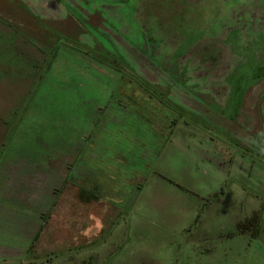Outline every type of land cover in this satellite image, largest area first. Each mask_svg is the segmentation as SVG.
Masks as SVG:
<instances>
[{
	"label": "rangeland",
	"instance_id": "rangeland-1",
	"mask_svg": "<svg viewBox=\"0 0 264 264\" xmlns=\"http://www.w3.org/2000/svg\"><path fill=\"white\" fill-rule=\"evenodd\" d=\"M64 1L67 18L49 19L0 0V69L20 76L1 84L15 98L38 81L0 112V264H264V0ZM124 64L188 110L173 133V110L122 81ZM139 121L146 143L129 135ZM100 133L125 151L101 184L117 207L70 190L69 161ZM91 216L102 232L76 234Z\"/></svg>",
	"mask_w": 264,
	"mask_h": 264
},
{
	"label": "crops",
	"instance_id": "crops-1",
	"mask_svg": "<svg viewBox=\"0 0 264 264\" xmlns=\"http://www.w3.org/2000/svg\"><path fill=\"white\" fill-rule=\"evenodd\" d=\"M24 1H25V3H27V5L36 14L46 16V17L49 16V19L50 18L57 19L59 17L60 18H63V17L67 18L69 13H71V7L67 3V1H64V0H24ZM3 26H5V25H3ZM6 30H8L7 27H6ZM10 31L13 32L14 30L13 29L8 30V33L10 35L13 34ZM4 39H7V36ZM4 39H0V40H4ZM4 51L5 50H1L2 53L0 52L1 53L0 58H3V56L5 55L3 53ZM0 63H2V61H0ZM33 66H34V64H33ZM11 68L12 69H9V67H8V68H6L7 70H1L0 69V77L5 74L7 79H9V77H11L10 79H12L11 81H8V86H10L9 82H11V86L15 85L14 82L16 83V80L18 78H20V76H18V74L15 73V72H17L15 67H11ZM35 72L36 71H34V75L30 74L28 77H25L24 80H26V82L22 88H21V81H20V84L18 82V84L16 85L15 98H14V96H12L14 94H11L7 90V88L3 85V83L1 84V81H0V85H1L0 86V112H11V110H13V108L17 107V105H19L20 103L21 104L24 103V100H26L32 93L35 92L33 87L35 86V84L38 83ZM163 90L165 91V89H163ZM168 94H171V93L168 92ZM137 101H139V100H137ZM130 102L133 104H137V102H134L132 100V98H131ZM114 104L116 105V103H114ZM116 108H118V107H116ZM116 108L114 107V110L122 112V109H116ZM119 108H121V107H119ZM149 126L150 125H147L145 122H142V121L132 122L131 124H129V127L130 128L135 127V128L133 130L130 129V132H132V133H130L129 135H131V134L135 135L133 133L134 130L142 131L141 135H136V136L137 137L139 136L140 137L139 139L142 138L143 140H145V143H146V141L148 139L151 140V138H154V134H155L150 130L151 126L150 127ZM0 127H1L0 131H1L2 136H3L2 140L0 141L2 143L6 137L7 128H6V126H3L2 123H1ZM118 127H120V126H117V128ZM137 131H135V132H137ZM104 135H106V134H101V137H99V138L96 137L92 140L91 147H92L93 143H95V145L93 148H90L89 150H87L85 152L84 160L80 163L79 166H76V165H77L78 159L80 157L76 156L73 159V161H71V160L69 161V165H70L69 170L70 171L68 172V176L73 175L72 177L77 180V182L72 183V187L70 190L71 191L75 190L77 192V196H76L77 198H75V199L79 204H81L82 202L86 203V204L90 205L89 208H92L94 206V204H92L94 202L99 203V204L103 203L104 205H110V206L117 207V205H120V203L122 201L120 199V201L115 202L116 205L110 203V200H112V199L104 193L103 187L101 185V184H104L103 180H108L111 183L118 181V177H117L116 172L114 170H112L111 168L116 167L119 170H121L124 167L122 165L121 161L125 160V157H124L125 151L124 150L122 151V149H119L117 147L116 143L113 145L114 142L107 143ZM107 135H109V134H107ZM110 137H112V136H110ZM135 140L137 142V143H135L136 147H131V150L128 153H126L128 155V159H130V161H131L130 166L132 167L133 170L136 168V166H135L136 156L134 155L133 151L135 150L138 152V150H139L137 148L138 147V138H135ZM142 143H143V141H142ZM116 159H118V160H116ZM40 174H42L43 176L46 177L45 171H40ZM94 175H95V177H94ZM38 186L41 188L43 187V185H41V184ZM82 188H86L87 190L94 191L95 194H92L91 198L89 197V198L82 199L80 197V192H79ZM94 196H96V198ZM89 203H91V204H89ZM99 204H98V206H101ZM106 220H107L106 218H104L102 221L99 220L101 227L99 230L94 231V230H92V226H91L94 222V218H92V216H91V217H89V220L85 221L84 226L76 234H78L79 236L82 235V237L90 239V238H92V236L96 235V233L100 234V232H102V229L105 228V223L108 222V220L107 221ZM71 222H72V220H71ZM71 227H72V224H71ZM79 236L75 235L74 238L79 237ZM55 240H51L50 243L52 244V246H57V245L62 244V242L60 243L58 241L59 239H55Z\"/></svg>",
	"mask_w": 264,
	"mask_h": 264
},
{
	"label": "trees",
	"instance_id": "trees-1",
	"mask_svg": "<svg viewBox=\"0 0 264 264\" xmlns=\"http://www.w3.org/2000/svg\"><path fill=\"white\" fill-rule=\"evenodd\" d=\"M123 67L125 68V70H126V72H124L125 74L124 75H122V81L123 80H127V78H129V79H132V80H136V82L137 83H139V84H141L142 85V87L141 88H143V90H145V87H148L149 88V90H151V92H152V95L155 97V99H157V100H159V101H161V102H163L164 104H166V106L169 108V109H172L173 111V117H175L176 116V118L174 119V121H173V124L174 125H171V130H170V133H173L174 132V128H175V126L178 124V122H179V118H178V112H180V109L181 110H186L184 107H182V106H180L179 104H177L175 101H173L170 97H169V94L168 93H166L164 90H154V89H152V87H151V85L152 84H150V86H149V84L146 82V79L144 78V77H142V76H140L134 69H132L131 67H129L128 65H126V64H124L123 65ZM125 82V81H124ZM148 85H147V84ZM123 84V83H122ZM145 91H147V90H145ZM145 91H143V93L145 92ZM132 100L134 101V102H137V105H141V103L143 102V103H145V101H149L148 99H146V98H144L143 99V101L142 102H140V101H137L135 98H132ZM142 106V105H141ZM142 111H139V109L137 110L138 111V113H145V111H144V109H142V108H140ZM187 111V110H186ZM145 114H147V113H145ZM198 121V120H197ZM84 188H82L81 190H80V197L82 198V199H84L85 197H84V195H83V193H82V190H83ZM95 198H96V196H94ZM256 215H254V217H255ZM256 222V221H255ZM30 264H44L43 262L42 263H30Z\"/></svg>",
	"mask_w": 264,
	"mask_h": 264
}]
</instances>
